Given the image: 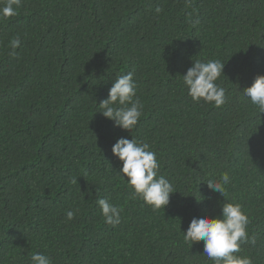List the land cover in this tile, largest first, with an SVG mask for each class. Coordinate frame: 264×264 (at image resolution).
<instances>
[{
	"label": "trees",
	"instance_id": "obj_1",
	"mask_svg": "<svg viewBox=\"0 0 264 264\" xmlns=\"http://www.w3.org/2000/svg\"><path fill=\"white\" fill-rule=\"evenodd\" d=\"M215 59L221 107L194 102L181 77ZM129 71L144 105L131 132L98 107ZM258 75L264 0H22L0 18V264H31L32 252L53 264H213L183 232L193 217H222L226 200L243 205L256 239L236 255L264 264V113L242 94ZM132 136L174 187L165 209L133 199L118 172L112 147ZM225 172L224 197L207 182ZM99 199L123 209L119 225Z\"/></svg>",
	"mask_w": 264,
	"mask_h": 264
},
{
	"label": "clouds",
	"instance_id": "obj_2",
	"mask_svg": "<svg viewBox=\"0 0 264 264\" xmlns=\"http://www.w3.org/2000/svg\"><path fill=\"white\" fill-rule=\"evenodd\" d=\"M22 0H4L0 4V18H10L18 15ZM163 9L156 7L155 12L161 13ZM193 24L199 21H190ZM12 55L21 46L17 36L10 41ZM225 63L219 59L193 60L192 67L187 69L183 84L188 89V95L194 102L203 100L205 103L221 107L226 102V89L217 81L224 73ZM224 75V74H223ZM243 96L250 99L261 113H264V75H258L251 87L244 89ZM98 107L105 118L129 132L134 129L143 115L144 105L137 98V84L133 72L129 71L116 77L109 90L108 98L99 102ZM133 137V136H132ZM113 154L122 162L119 173L122 178H127V183L133 189L132 198L139 196L145 204L151 206L153 211L165 209L170 203V197L176 193L172 183L159 174L160 164L157 155L150 150L147 143H142L136 138L131 140L120 138L112 147ZM230 176L223 173L219 181L209 180L210 189L224 196L225 186L230 183ZM77 181H73L76 183ZM225 197V196H224ZM198 201V200H197ZM202 202V201H198ZM97 204L101 209L106 224L113 227L121 223L123 209L111 203L109 199H99ZM79 209L68 210L67 220L74 219ZM249 216L244 211L241 203H232L226 200L222 205V217L210 218L207 215L193 217L184 233L185 242L191 247L203 242V255L213 264H253L250 257L236 255L241 252V245L256 244L255 237L249 239ZM31 264H53L50 256L42 252H32Z\"/></svg>",
	"mask_w": 264,
	"mask_h": 264
}]
</instances>
